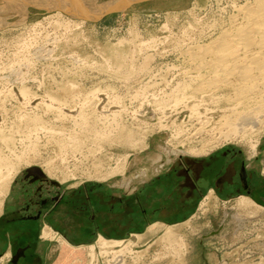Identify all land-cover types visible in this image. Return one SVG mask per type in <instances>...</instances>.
Listing matches in <instances>:
<instances>
[{
	"label": "rangeland",
	"instance_id": "obj_1",
	"mask_svg": "<svg viewBox=\"0 0 264 264\" xmlns=\"http://www.w3.org/2000/svg\"><path fill=\"white\" fill-rule=\"evenodd\" d=\"M6 1L0 0V9ZM234 1L137 0L80 26L64 23L65 12L60 18L34 4L27 6L23 23L9 12L0 28V213L10 186L34 178L28 176L33 167L59 182L61 191L77 185L84 195L85 186H106L136 200L147 179L170 164L185 165L187 157L228 147L262 164L264 122L256 138L231 134L206 145L231 130L227 123L244 107L228 100L232 89L224 91L228 96L191 90L199 88L202 75L191 73L194 65L184 56L186 49L216 37L246 3ZM199 124L205 127L200 137L183 139ZM201 145L210 149L199 152ZM146 193L147 202L154 199L153 191ZM223 195L211 192L185 220L154 219L148 203L145 214L136 208L128 219L109 213V235L83 238L84 264H264V203L245 191Z\"/></svg>",
	"mask_w": 264,
	"mask_h": 264
},
{
	"label": "crops",
	"instance_id": "obj_2",
	"mask_svg": "<svg viewBox=\"0 0 264 264\" xmlns=\"http://www.w3.org/2000/svg\"><path fill=\"white\" fill-rule=\"evenodd\" d=\"M184 160L185 165L170 164L147 179L136 200H130L129 192L116 196L106 186H85L84 195L77 185L61 191L59 182L34 173L28 175L34 178L15 181L0 213V264H84L83 238L109 235V213L120 212L128 219L136 208L145 214L148 203L154 219H191L211 192L222 196L244 191L243 173L252 187L257 185L255 175H264V160L255 165L253 156L246 162L241 150L228 147ZM147 191L154 192L148 202ZM85 212L87 226L81 223Z\"/></svg>",
	"mask_w": 264,
	"mask_h": 264
},
{
	"label": "bare ground",
	"instance_id": "obj_3",
	"mask_svg": "<svg viewBox=\"0 0 264 264\" xmlns=\"http://www.w3.org/2000/svg\"><path fill=\"white\" fill-rule=\"evenodd\" d=\"M132 1H137V0H116V1L111 0V1L105 2V3H99L98 0H9L8 2L6 1L7 4L4 6H1V9H0V28L2 27V25L6 24L4 22V20H8V17L10 16L9 12H11V11H14L18 15V20L15 23L19 24V23L25 22V20L27 18V6L29 4H34V5H37L39 7L46 8L48 11H57L56 13L58 14V17L60 15H62V12L63 13L65 12L67 15H69V18H67L64 21V23H66L69 26L70 25L80 26L81 24H84V22H85L84 20H86V19L87 20L88 19H97L110 10H113L115 8H121L122 9V8L128 6L129 3ZM245 2L247 3V0ZM246 3H244V5H242V6H237L238 9L235 8L237 10L236 11L237 13L236 14L233 13L232 15H234V16L229 15V16H232L229 20V23L227 22L228 24L225 27H223V28L221 27L220 31L217 29L219 31V33L217 32L218 33L217 36L214 33V35L216 37L212 38V40L208 41L207 43L198 44V45L195 44V46H193L191 49H186L185 55H184L185 57H188L190 60V63L192 65H194V67H193L194 69H192L191 73H193V70H195V72H196L195 74H198L199 77L202 75L201 80H200V84L197 85V86H199V88L195 87V89H194V87L192 86L193 84H192L191 87H193V89H191V90H196V91H197V89L198 90L201 89V91L202 90H208V89L210 91L215 90V92L218 91V95H219V91L224 92L225 90L232 89L233 90L232 95H230L228 97V100L233 101L234 103H238L240 105H243V107H244L243 109H241L239 111L237 110V116L235 115L236 118H231V121L230 120H229V122L227 121L228 122L227 124L231 126L232 131L229 130L227 132L225 130L226 132L223 134H220V136L217 137V139L215 138L216 140H210L209 142L206 141L207 146L211 145L210 148L212 146L217 145V144L214 145L215 142L220 143L219 141H222V137H225V138H223V140L226 138L232 137L231 134H234L235 136H243V137L245 135L247 136L248 134L249 135L252 134V136L256 135V136H254L256 138L257 135H259L262 132L260 127L262 126V123L264 122V120L262 119V117L264 115V0H253L250 3H247V4ZM62 16H60V18ZM198 22H200V21H198ZM214 22L217 23V21H215V20H214ZM202 23H204V22H202ZM215 25L217 26V24H215ZM33 26L36 27L35 25H33ZM196 26L198 28V25H196ZM201 26H203V25H201ZM210 26H211V23H210ZM220 26H221V24H220ZM200 28L202 29V27H200ZM214 29H215V27H214ZM193 30H194V28H193ZM202 32H204V31H202ZM195 38L197 39V37H195ZM203 38H206V37L204 36ZM192 45H194V44H192ZM190 47H188V48H190ZM183 60H184V58H183ZM189 60H187V61H189ZM189 67H191V66H188L187 68H189ZM187 70L191 71V69H187ZM187 74H188V72H187ZM186 76H188V75H186ZM191 80L193 82L194 76H193V79H191ZM180 82H182V81H180ZM180 82H178V83H180ZM198 82H199V80H198ZM178 83H177V85H180ZM184 85L188 86L187 83ZM186 86H182V87H186ZM189 86H190V84H189ZM183 90H184V88H183ZM187 91H185V92H187ZM229 91L231 92V90H229ZM202 92H204V91H202ZM198 93L199 92L197 91V94ZM193 94H196V93L193 92ZM213 94H211V97L213 96ZM227 94H226V96L229 95V94L228 95ZM180 96H183V95H180ZM186 96H185V98H188ZM191 96H194V95H191ZM219 96H217V97H219ZM189 98H190V96H189ZM220 99H222V98H220ZM175 102H176V100H175ZM217 102H219V101H217ZM176 103H178V101ZM234 103H233V105H234ZM160 105H162V104H160ZM227 105L228 104H226V106ZM226 106H223V107L226 108ZM231 107H232V105H231ZM233 107H235V106H233ZM238 107H240V106L238 105ZM220 108H222V107H220ZM234 110L236 112V109H234ZM195 111H197V110H195ZM226 112L229 113L228 111H226ZM113 113L116 115L115 112H113ZM114 114H112L113 117H114ZM227 117H228V115H227ZM233 117H234V115H233ZM208 119L210 120L211 118H208ZM226 120H228V118ZM115 123H118V122H115ZM203 124H204V122H203ZM202 125H200L201 127L195 128L196 130L192 133L191 132L187 133L188 131L186 132V129H184L186 132V135L183 139L189 140L193 137H195V138L200 137L199 135L202 132H204V128H205V127H203L204 125L203 126ZM116 126L118 127L119 124L118 125L116 124ZM191 128H193V127H191ZM119 130H120V128H119ZM123 130H125V129H123ZM221 131H222V128H221ZM214 133H213V135H214ZM110 134H111V132H110ZM123 134H124V132H123ZM181 134H179V135H181ZM179 135L177 134L176 136L178 137ZM203 139L205 140V138H203ZM179 143H181V142H179ZM201 146H202V148L200 147L199 152H203V151L210 149V148L208 149V147L206 148L205 145L204 146L201 145ZM252 148L256 152V150L258 148V143L253 144ZM249 200H251V199H249ZM244 201H245L244 199L241 200L242 203ZM246 205L248 206V204H246ZM249 205L251 206V204H249ZM245 208L247 209V207H245ZM101 238L103 239V237H101ZM108 241H110V240H108ZM112 241L114 244L120 243V240H112ZM108 245L109 244L107 243V246ZM116 257H118V256H115V258ZM120 257H122V255L119 256L118 261H123V258H120Z\"/></svg>",
	"mask_w": 264,
	"mask_h": 264
},
{
	"label": "flooded vegetation",
	"instance_id": "obj_4",
	"mask_svg": "<svg viewBox=\"0 0 264 264\" xmlns=\"http://www.w3.org/2000/svg\"><path fill=\"white\" fill-rule=\"evenodd\" d=\"M256 177V186L252 187L249 185L248 182V174L245 172L242 175V179L244 181L243 183V189L244 191L247 193L248 196H250L251 198L264 203V175L263 178L259 177L257 175H255Z\"/></svg>",
	"mask_w": 264,
	"mask_h": 264
},
{
	"label": "water",
	"instance_id": "obj_5",
	"mask_svg": "<svg viewBox=\"0 0 264 264\" xmlns=\"http://www.w3.org/2000/svg\"><path fill=\"white\" fill-rule=\"evenodd\" d=\"M28 172L34 173V174H36L38 176H45V174L43 173V171L40 168H38V167H33L31 169H28Z\"/></svg>",
	"mask_w": 264,
	"mask_h": 264
},
{
	"label": "built area",
	"instance_id": "obj_6",
	"mask_svg": "<svg viewBox=\"0 0 264 264\" xmlns=\"http://www.w3.org/2000/svg\"><path fill=\"white\" fill-rule=\"evenodd\" d=\"M220 142V141H219Z\"/></svg>",
	"mask_w": 264,
	"mask_h": 264
}]
</instances>
